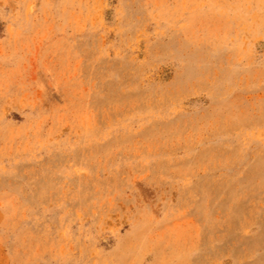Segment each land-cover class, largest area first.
Returning a JSON list of instances; mask_svg holds the SVG:
<instances>
[{
	"label": "rangeland",
	"instance_id": "rangeland-1",
	"mask_svg": "<svg viewBox=\"0 0 264 264\" xmlns=\"http://www.w3.org/2000/svg\"><path fill=\"white\" fill-rule=\"evenodd\" d=\"M0 264H264V0H0Z\"/></svg>",
	"mask_w": 264,
	"mask_h": 264
}]
</instances>
